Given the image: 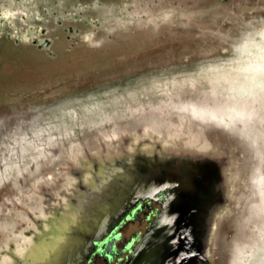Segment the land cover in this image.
Masks as SVG:
<instances>
[{"label": "rangeland", "instance_id": "374dc122", "mask_svg": "<svg viewBox=\"0 0 264 264\" xmlns=\"http://www.w3.org/2000/svg\"><path fill=\"white\" fill-rule=\"evenodd\" d=\"M180 149L240 199L211 263L264 264V0H0V264Z\"/></svg>", "mask_w": 264, "mask_h": 264}, {"label": "water", "instance_id": "95a60500", "mask_svg": "<svg viewBox=\"0 0 264 264\" xmlns=\"http://www.w3.org/2000/svg\"><path fill=\"white\" fill-rule=\"evenodd\" d=\"M227 167L223 159L181 149L169 155L139 157L112 176L114 182L87 192L86 199L75 205L74 220L63 226V231L69 233H61L55 248L48 247L51 238L44 234L42 252L32 249L22 261L12 255L11 248L3 257L7 264H91L96 257L104 259L99 264H212V248H217V243L222 245V239L228 241L222 236L227 227L233 226L225 217L240 203V199L230 197ZM160 199L161 211L153 217L146 233L123 242L119 229L138 217L143 210L140 204ZM218 199H229L232 206H223V212L211 219L206 235L209 248L205 250L207 217L203 212ZM35 229L42 231L39 226ZM32 236L29 231L24 239ZM218 250L221 252V247Z\"/></svg>", "mask_w": 264, "mask_h": 264}, {"label": "flooded vegetation", "instance_id": "af4514ba", "mask_svg": "<svg viewBox=\"0 0 264 264\" xmlns=\"http://www.w3.org/2000/svg\"><path fill=\"white\" fill-rule=\"evenodd\" d=\"M161 202L162 200L160 199L157 202L145 201L144 203L140 204L141 207L143 206V210L138 215V217L133 221H127L126 224L119 229L121 230L123 242L129 240L132 236H141L146 233L153 222V217H155L156 214L159 215L161 211ZM140 206H138L135 210H138ZM134 211L130 213L131 216ZM147 214L148 217H146ZM97 259L98 257L93 259L91 264H99V261L101 262V259L103 258L100 257L98 260ZM109 264H114V262H109Z\"/></svg>", "mask_w": 264, "mask_h": 264}, {"label": "bare ground", "instance_id": "6f19581e", "mask_svg": "<svg viewBox=\"0 0 264 264\" xmlns=\"http://www.w3.org/2000/svg\"><path fill=\"white\" fill-rule=\"evenodd\" d=\"M143 147V146H142ZM134 153V152H132ZM133 163V162H132ZM223 180V177L221 178L220 182ZM86 189H87V186H85ZM94 187V186H93ZM88 190V189H87ZM86 193V192H85ZM81 194V193H80ZM77 197V196H76ZM78 198V197H77ZM81 198V197H80ZM86 199V198H85ZM67 200V199H66ZM78 200V199H77ZM229 199H218L216 200L215 202H213V204L208 208V210H205V212L203 213H206V217L205 218V224H204V229H205V233H203L204 237H203V240H204V244H203V248L205 250H207L209 247H207L208 245V235L207 232H209V229H211V219L214 218L215 216H218L219 214H221L223 212V210H221L223 208V206H225V208H229L228 207V204L229 203ZM67 202V201H66ZM81 202V201H79ZM75 210V209H74ZM70 213V212H69ZM73 213V212H72ZM72 215V214H71ZM67 217V216H66ZM69 219V218H68ZM72 220V219H71ZM74 220V219H73ZM58 228V227H57ZM53 238V237H52ZM56 239V238H55ZM21 254V252H20ZM21 256V255H19ZM4 258V257H3Z\"/></svg>", "mask_w": 264, "mask_h": 264}]
</instances>
